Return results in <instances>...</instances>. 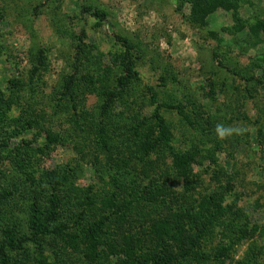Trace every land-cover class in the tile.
Wrapping results in <instances>:
<instances>
[{
    "label": "rangeland",
    "instance_id": "1",
    "mask_svg": "<svg viewBox=\"0 0 264 264\" xmlns=\"http://www.w3.org/2000/svg\"><path fill=\"white\" fill-rule=\"evenodd\" d=\"M206 4L0 0V264H264V0Z\"/></svg>",
    "mask_w": 264,
    "mask_h": 264
},
{
    "label": "trees",
    "instance_id": "2",
    "mask_svg": "<svg viewBox=\"0 0 264 264\" xmlns=\"http://www.w3.org/2000/svg\"><path fill=\"white\" fill-rule=\"evenodd\" d=\"M215 1L216 3H222L224 1H230V0H212ZM191 2L193 3V6L199 10H207V0H191ZM204 10V11H205ZM197 15V14H195ZM195 17V20H200V18ZM126 47H127V51L128 53L125 54L124 57V67H125V74L123 76V78L120 79L119 81V89H115L114 91H110L108 93H106L108 101H112L113 98L119 97L121 94V89L125 86V84L129 81H131V79L135 78L136 72L133 69V63H132V59H129V52L131 49V45L126 43ZM152 98L155 100L156 98V94L155 92H152ZM155 102H157L155 100ZM106 104V103H105ZM157 106H161L160 103H156ZM169 107L172 108H176L178 110L179 113H183L182 109L178 106V105H172V104H168ZM105 107V106H104ZM151 118H154L155 120V130H157V136L154 138L153 141L150 142L149 137L147 138V142H141V145L139 146L141 149L148 151L152 146H156L159 144H163V145H167L169 147L170 146V142H171V132L168 129L163 117L160 115L158 109L156 108L154 110V112L151 115ZM146 123L144 121H141V124H138L136 126H134L132 128L133 133L135 135H137V137L139 136V134H141V132H144L143 136H147V134L150 136L154 130L152 128V126L149 125H145ZM145 144V145H144ZM173 155V163L175 166V169L177 171L178 175H186L187 172V164L188 162L191 160L189 159L186 155H184V153H180L179 151H173L172 153ZM216 202H214L213 204L215 205ZM223 210V207L221 205L215 206V210H211L209 211V216L212 218V216L214 217V219L216 217H219L220 212ZM30 227L32 229L35 230V232L37 231H45V230H52L53 233L55 234H62L64 236V233L61 231V227H58L54 220L50 219L49 221L46 222H42V220L36 219L34 218L31 222H30ZM98 226V225H97ZM96 226V227H97ZM196 227V226H195ZM44 228V229H43ZM197 231L195 232V236L193 238V240L191 241L192 244H190L189 249L191 251L192 254H194V251H192V249L196 246L197 244V239L198 236L200 235L199 232H201L200 229H196ZM94 231H92L91 234H93ZM86 236V235H85ZM94 235H89L87 237H89V241H88V247H89V252L93 253L95 252V245H96V241H94ZM9 240V241H8ZM234 241V240H233ZM5 243V242H4ZM233 243V242H232ZM6 244H13L12 243V234L10 232V230L7 231V240H6ZM3 244H1L0 246V253L3 254ZM134 250L132 248L127 247L126 250L124 251L125 254V259L128 260V257H130L131 253ZM184 254V253H183ZM195 256H198V254H194ZM199 257V256H198ZM197 257V258H198ZM200 258V257H199ZM125 260V261H126ZM159 262H163L162 259L159 260Z\"/></svg>",
    "mask_w": 264,
    "mask_h": 264
}]
</instances>
